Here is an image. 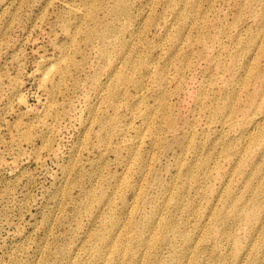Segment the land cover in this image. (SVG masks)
<instances>
[{"label": "rangeland", "instance_id": "1", "mask_svg": "<svg viewBox=\"0 0 264 264\" xmlns=\"http://www.w3.org/2000/svg\"><path fill=\"white\" fill-rule=\"evenodd\" d=\"M0 264H264V0H0Z\"/></svg>", "mask_w": 264, "mask_h": 264}]
</instances>
